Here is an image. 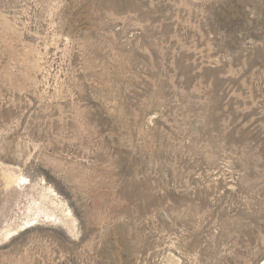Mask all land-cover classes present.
Listing matches in <instances>:
<instances>
[{
    "label": "rangeland",
    "instance_id": "rangeland-1",
    "mask_svg": "<svg viewBox=\"0 0 264 264\" xmlns=\"http://www.w3.org/2000/svg\"><path fill=\"white\" fill-rule=\"evenodd\" d=\"M264 0H0V264H262Z\"/></svg>",
    "mask_w": 264,
    "mask_h": 264
},
{
    "label": "bare ground",
    "instance_id": "bare-ground-1",
    "mask_svg": "<svg viewBox=\"0 0 264 264\" xmlns=\"http://www.w3.org/2000/svg\"><path fill=\"white\" fill-rule=\"evenodd\" d=\"M262 262H263L262 264H264V260Z\"/></svg>",
    "mask_w": 264,
    "mask_h": 264
}]
</instances>
